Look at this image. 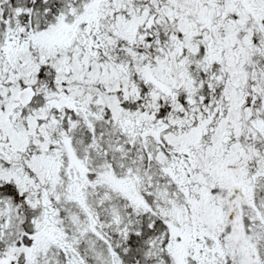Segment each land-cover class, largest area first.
Returning <instances> with one entry per match:
<instances>
[{"label":"snow or ice","instance_id":"snow-or-ice-1","mask_svg":"<svg viewBox=\"0 0 264 264\" xmlns=\"http://www.w3.org/2000/svg\"><path fill=\"white\" fill-rule=\"evenodd\" d=\"M0 264H264V0H0Z\"/></svg>","mask_w":264,"mask_h":264}]
</instances>
